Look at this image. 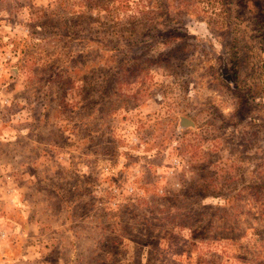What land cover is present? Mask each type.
I'll return each mask as SVG.
<instances>
[{
  "label": "clouds",
  "instance_id": "9594fccd",
  "mask_svg": "<svg viewBox=\"0 0 264 264\" xmlns=\"http://www.w3.org/2000/svg\"><path fill=\"white\" fill-rule=\"evenodd\" d=\"M0 264H264V0H0Z\"/></svg>",
  "mask_w": 264,
  "mask_h": 264
}]
</instances>
